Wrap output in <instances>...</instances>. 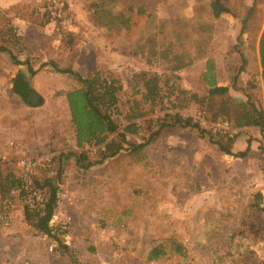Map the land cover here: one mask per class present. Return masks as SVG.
Returning a JSON list of instances; mask_svg holds the SVG:
<instances>
[{"label":"rangeland","instance_id":"rangeland-1","mask_svg":"<svg viewBox=\"0 0 264 264\" xmlns=\"http://www.w3.org/2000/svg\"><path fill=\"white\" fill-rule=\"evenodd\" d=\"M212 2L120 0L132 13L128 31L117 34L91 23L85 0H0V45L11 28L23 49L20 61L29 58L37 70L31 85L42 98L41 106L29 108L9 91L16 72L29 74L0 54V175L22 176L30 189L43 171L56 177L59 154L79 151L64 97L78 82L56 70L83 78L107 72L121 82L122 100L135 75L166 77L198 96L206 95L214 76L231 98L250 97L264 110L258 55L264 0H218L223 12L217 18ZM241 58L245 71L232 86ZM178 60L184 67L170 70ZM207 115L195 108L184 114L212 131L217 123ZM227 129L236 136L234 154L249 148L246 157L221 155L196 130L176 127L148 146L137 165L124 154L87 172L64 163L50 222L57 241L27 226L16 198L0 200V226H8L0 232V264H264V214L255 237L231 229L244 224L253 195L262 196L264 209V129ZM41 200L34 191L26 203L36 207ZM19 222L25 225L10 228ZM169 236L182 239L185 257L147 263L151 244Z\"/></svg>","mask_w":264,"mask_h":264},{"label":"trees","instance_id":"trees-1","mask_svg":"<svg viewBox=\"0 0 264 264\" xmlns=\"http://www.w3.org/2000/svg\"><path fill=\"white\" fill-rule=\"evenodd\" d=\"M211 5L212 15L215 18L219 17L223 11L218 0ZM85 8L91 23L102 29L117 34L128 31L132 10L121 8L120 0H85ZM6 33L0 45V54L6 53L14 65L24 66L29 74L27 77L21 71L16 72L11 79V91L24 106L39 107L42 98L31 85V78L37 70L33 69L29 58L20 61L23 52L20 39L11 28L7 29ZM258 55L264 87V28L258 42ZM178 63L170 70L180 71L184 65L180 60ZM245 66L246 60L241 58V65L236 70L232 86H235L238 76L245 71ZM208 69L211 74V69ZM56 71L72 75L78 82V87L67 91L64 97L74 144L79 151L59 154L57 160L53 159L58 162L56 177L45 176L46 173L43 171L41 175L32 177L30 189L22 176L0 175V200L16 198L22 203L23 219L27 226L55 241L57 238L53 234L50 222L58 208L57 185L61 182L64 163L72 161L77 171L87 172L124 154L132 165H137L147 158L148 146L162 139L165 130L176 127L196 130L199 137L201 139L207 137L209 143L221 155L240 159L246 157L249 148L244 152L236 154L233 152L236 136L213 133L190 116H184L193 108L208 114V121L211 124L226 122L235 130L264 129V110L254 104L250 97H247L245 102L231 98L228 88L216 85L214 76H209L206 95L198 96L192 91L175 86V83L169 85L171 80L166 77L162 79L158 75H135L129 85L130 95L122 100L124 88L121 82L107 72L98 71L88 78H83L68 70ZM158 112H163V116L151 118ZM129 138L138 142H131ZM86 147L96 148L97 154L90 156L83 150ZM34 191L42 194V200L36 207L26 203ZM203 210L208 212L207 208ZM246 212L248 217L243 218L244 224L237 228L233 226L231 229H236L242 235L255 237L261 232V218L264 214L262 196L259 193L252 196ZM235 217L234 215L232 220ZM249 217L252 219L247 220ZM232 240L230 239V242ZM226 246L224 245L225 250ZM186 252L187 247L180 237L169 236L151 244L146 252V262L154 263L171 256L183 258ZM220 257L224 258V255L218 256Z\"/></svg>","mask_w":264,"mask_h":264},{"label":"crops","instance_id":"crops-1","mask_svg":"<svg viewBox=\"0 0 264 264\" xmlns=\"http://www.w3.org/2000/svg\"><path fill=\"white\" fill-rule=\"evenodd\" d=\"M2 84H3V80H2V78H0V93L2 92ZM9 91L11 92V85L10 84H9ZM24 225H25V223H23V222L20 223L19 222L18 226H11L10 228H12V229H20ZM0 228H1L0 232H2V230L8 229V226L4 227V225H3V226H0ZM1 239H6V238H1ZM15 240L16 241H20L21 243H24L21 236H15Z\"/></svg>","mask_w":264,"mask_h":264},{"label":"built area","instance_id":"built-area-1","mask_svg":"<svg viewBox=\"0 0 264 264\" xmlns=\"http://www.w3.org/2000/svg\"><path fill=\"white\" fill-rule=\"evenodd\" d=\"M60 5H62V4H60ZM227 127H228V124L226 122H220V123L216 124V128H214V127L212 128V132L213 133L220 132V133H224V134H228V135L232 136L230 133H227V131H228Z\"/></svg>","mask_w":264,"mask_h":264}]
</instances>
